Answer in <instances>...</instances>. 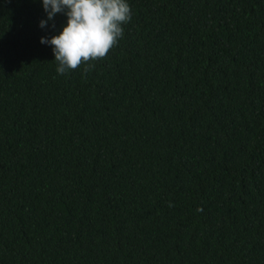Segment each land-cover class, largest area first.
Listing matches in <instances>:
<instances>
[{"label": "trees", "instance_id": "16d2710c", "mask_svg": "<svg viewBox=\"0 0 264 264\" xmlns=\"http://www.w3.org/2000/svg\"><path fill=\"white\" fill-rule=\"evenodd\" d=\"M127 2L60 75L66 16L0 0V264H264V0Z\"/></svg>", "mask_w": 264, "mask_h": 264}, {"label": "clouds", "instance_id": "9594fccd", "mask_svg": "<svg viewBox=\"0 0 264 264\" xmlns=\"http://www.w3.org/2000/svg\"><path fill=\"white\" fill-rule=\"evenodd\" d=\"M42 6L47 20L40 21L41 28L57 14L66 16L58 35L40 39L51 46L60 75L82 66L87 74L95 61L106 59L122 38L123 25L132 18L127 0H42Z\"/></svg>", "mask_w": 264, "mask_h": 264}]
</instances>
